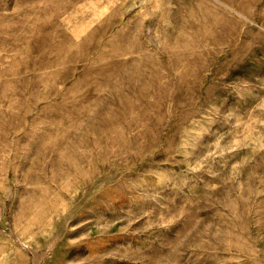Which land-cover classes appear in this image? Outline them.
Returning <instances> with one entry per match:
<instances>
[{
	"label": "rangeland",
	"instance_id": "374dc122",
	"mask_svg": "<svg viewBox=\"0 0 264 264\" xmlns=\"http://www.w3.org/2000/svg\"><path fill=\"white\" fill-rule=\"evenodd\" d=\"M0 264H264V0H0Z\"/></svg>",
	"mask_w": 264,
	"mask_h": 264
},
{
	"label": "bare ground",
	"instance_id": "6f19581e",
	"mask_svg": "<svg viewBox=\"0 0 264 264\" xmlns=\"http://www.w3.org/2000/svg\"><path fill=\"white\" fill-rule=\"evenodd\" d=\"M47 202V201H46Z\"/></svg>",
	"mask_w": 264,
	"mask_h": 264
}]
</instances>
